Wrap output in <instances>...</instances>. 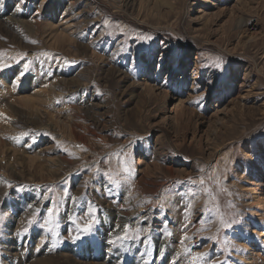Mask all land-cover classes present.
<instances>
[{
	"label": "rangeland",
	"instance_id": "rangeland-1",
	"mask_svg": "<svg viewBox=\"0 0 264 264\" xmlns=\"http://www.w3.org/2000/svg\"><path fill=\"white\" fill-rule=\"evenodd\" d=\"M169 1L0 0V264H264V0Z\"/></svg>",
	"mask_w": 264,
	"mask_h": 264
},
{
	"label": "snow or ice",
	"instance_id": "snow-or-ice-1",
	"mask_svg": "<svg viewBox=\"0 0 264 264\" xmlns=\"http://www.w3.org/2000/svg\"><path fill=\"white\" fill-rule=\"evenodd\" d=\"M23 2H25V0H21V3H23ZM43 55H44V56H48V53H43ZM17 63H19V62H17ZM213 66H214V68H215L216 70L221 71V72L223 71V65H222V63H220L219 61H214V62H213ZM10 67H12V65H10V64H7V65H6V64H0V73H3V71H4L6 68H10ZM28 72H29V64H28V63H24V64H23V67L21 68V70L16 74V76H15V78H14V80H13V84H14V85H18V84L21 82L22 78H23L26 74H28ZM212 83H213L212 81L209 82V84H212ZM194 90H195V91H199V90H200V85H199V83L196 84ZM204 99H205V97H204V96H201L199 101H193V102H191V103L198 104L199 102L203 101ZM126 171H128V169H126ZM190 179H191V178H190ZM202 185H203V181H201V186H202ZM10 187H11V186H10ZM194 187H195V185H194ZM49 191H51V189H49ZM206 191H207V190H206ZM64 192H65V194H67L68 189H64ZM193 195H195V193H193ZM29 207H31V205H29ZM189 207H191V206H189ZM53 211H54V209H53L52 207H49V208H48L47 212H48V216H49V218H51ZM217 211H218V209H217ZM88 214L91 215V211H90V210L88 211ZM45 223H47V221H45ZM201 223H204V221L201 220ZM219 224H220V229H225V230H226V229H229V228L232 227V224L229 223V222L224 218V216H223L222 214L219 215ZM93 225H94V221H93V220H89L86 224L83 225V232H84L85 234L90 233V232L93 230ZM129 228H130V225H128V224H125V225H124V230H125L126 233L128 232ZM220 229H218V232L220 231ZM139 232H140V229H137V230H136L137 237H138ZM126 238H127V237H126ZM185 239H188V237H186V236H185V237H182V242H183ZM211 239L216 240L217 237H216V236H213V237H211ZM184 251L187 252L188 249H185ZM198 255L203 256V255H205V254H198ZM195 259H196V258L194 257V258H193V261H192V264H195ZM219 264H222V262H219Z\"/></svg>",
	"mask_w": 264,
	"mask_h": 264
},
{
	"label": "bare ground",
	"instance_id": "bare-ground-1",
	"mask_svg": "<svg viewBox=\"0 0 264 264\" xmlns=\"http://www.w3.org/2000/svg\"><path fill=\"white\" fill-rule=\"evenodd\" d=\"M156 1L158 2V3H157V2H156V3L159 4V5H164L165 7L170 8V9L173 8V4H172L169 0H156ZM156 3H155V4H156ZM155 4H154V5H155ZM66 20H67V19H66ZM66 20H65V21H66ZM68 20H69V19H68ZM64 23H65V22H64ZM228 26H229V25H228ZM28 100H29V99H28ZM27 102L29 103V101H27ZM24 103H25V101H24ZM32 103H33V102H32ZM30 104H31V103H30ZM30 104H29V105H30ZM26 105H27V104H26ZM31 106H32V105H31ZM29 107H30V106H29ZM33 108H34V106L32 107V109H33ZM68 114H69V113H68ZM69 117H70V116H69ZM122 224L125 225V222H123ZM124 225H123V227H124ZM118 228H120V226H117V225H116V226H114V229H113V230H116V229H118ZM74 263H75V262H74ZM74 263H73V264H74ZM75 264H77V263H75Z\"/></svg>",
	"mask_w": 264,
	"mask_h": 264
}]
</instances>
